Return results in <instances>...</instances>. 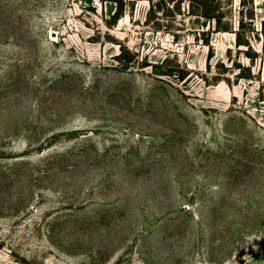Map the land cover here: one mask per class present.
<instances>
[{"label": "rangeland", "instance_id": "374dc122", "mask_svg": "<svg viewBox=\"0 0 264 264\" xmlns=\"http://www.w3.org/2000/svg\"><path fill=\"white\" fill-rule=\"evenodd\" d=\"M123 1L0 0V264H264V0Z\"/></svg>", "mask_w": 264, "mask_h": 264}, {"label": "trees", "instance_id": "16d2710c", "mask_svg": "<svg viewBox=\"0 0 264 264\" xmlns=\"http://www.w3.org/2000/svg\"><path fill=\"white\" fill-rule=\"evenodd\" d=\"M104 1H107V2H110V3H113V4H117L118 7L116 9V11L113 13V15L110 17L111 19V22L113 23H116L118 22L122 16H123V10H124V1L123 0H104ZM203 3V6H205L206 4V0H200V4ZM202 16L205 18V19H215L217 20V29H223V30H226L225 28L226 27H221L219 24L221 23L220 22V19H221V15L219 12L216 11V9H206V11H203L202 12Z\"/></svg>", "mask_w": 264, "mask_h": 264}]
</instances>
